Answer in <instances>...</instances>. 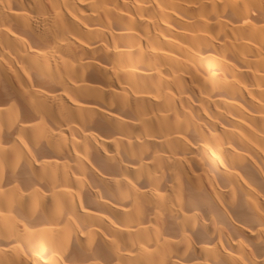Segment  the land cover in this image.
Here are the masks:
<instances>
[{
	"label": "bare ground",
	"instance_id": "6f19581e",
	"mask_svg": "<svg viewBox=\"0 0 264 264\" xmlns=\"http://www.w3.org/2000/svg\"><path fill=\"white\" fill-rule=\"evenodd\" d=\"M0 264H264V0H0Z\"/></svg>",
	"mask_w": 264,
	"mask_h": 264
}]
</instances>
